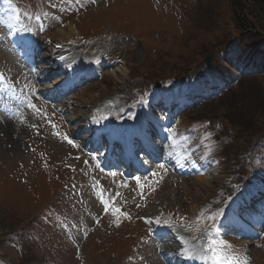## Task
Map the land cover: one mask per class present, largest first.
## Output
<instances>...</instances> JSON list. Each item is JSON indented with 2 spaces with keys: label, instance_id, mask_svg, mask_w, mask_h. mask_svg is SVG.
I'll return each instance as SVG.
<instances>
[{
  "label": "rangeland",
  "instance_id": "1",
  "mask_svg": "<svg viewBox=\"0 0 264 264\" xmlns=\"http://www.w3.org/2000/svg\"><path fill=\"white\" fill-rule=\"evenodd\" d=\"M68 2L71 6L65 0H59L58 6L54 5L56 0H28V9L41 13L47 22L48 30L44 37H40L45 48L49 43L54 45L65 41L70 44L82 41L84 37L93 40L85 46L69 45L73 52L104 61L103 77L64 101L65 105L72 104L69 114L76 118L78 113L86 110L85 103L95 99H118L126 103L127 95L133 93V85H138L141 90L152 78L182 74L185 67H195L194 71L203 69L207 56L212 58L210 65L216 68V51L236 35L230 0ZM71 7L76 13L73 14ZM70 27L76 29L80 37L73 35ZM111 32L116 34L108 36ZM104 36L107 37L101 38ZM53 48L49 47L50 50ZM12 58L7 39L0 31V62L10 75L17 77ZM219 61L229 72L224 66L226 60L219 58ZM127 63H136V69L128 67ZM137 76L139 81H134L132 77ZM236 76L237 72L231 70L225 84L220 81L218 85L232 83L234 86ZM245 80H240L225 97L206 104L203 110L192 115L197 121L218 122L224 129L221 134L231 138L223 149L219 146L213 148L224 159L222 165L210 166L208 176L199 175L196 180L174 176L159 180L157 175H152L163 187L155 197L157 200L153 199L144 212L166 216L169 211H177L182 217H195L204 213L206 208L216 206L219 192L227 185L226 176L232 173V155L239 153L240 145L247 148L250 140L263 136L264 77ZM200 91L201 84H198L196 92ZM49 110L46 108L44 113L49 114ZM140 113L142 111L136 112L135 116L140 118ZM155 113L162 115L164 112ZM173 116L178 123L177 114L173 113ZM51 120L63 124L66 129L65 123L56 116L52 115ZM189 120L188 116L182 124ZM49 122L42 115L33 116L24 127L15 121L11 124L7 119L0 120V263L83 264L82 261L86 260L88 264H122L123 257L131 252L135 262L127 264H163L155 253L158 246L138 222V212L133 211L141 209L143 203L140 202L141 192L138 197L131 183L112 178L116 190L125 189V196L132 193L129 199L134 197L133 202L137 203L132 202L131 206L127 204L130 200L124 197L126 207L114 217V222L92 224L100 213L98 203L93 206L95 193L101 189L99 175L111 176L100 174L91 166L88 157L56 137ZM172 126H166V129L173 132ZM153 141L160 143L156 138ZM253 144L254 141L249 148ZM156 172L162 175L164 170L157 167ZM106 183L101 185L107 188L109 183ZM111 222L112 227L107 226ZM257 222L264 223V220ZM8 236L15 238L8 239ZM80 237L77 248L84 254L82 260L74 258L69 245L76 244ZM258 239L257 246L246 240L237 241L242 247L240 250L250 254L252 264H264V237Z\"/></svg>",
  "mask_w": 264,
  "mask_h": 264
},
{
  "label": "trees",
  "instance_id": "2",
  "mask_svg": "<svg viewBox=\"0 0 264 264\" xmlns=\"http://www.w3.org/2000/svg\"><path fill=\"white\" fill-rule=\"evenodd\" d=\"M230 1L236 35L226 41L225 48L221 45L220 49H226L227 56L234 55L236 60L233 62L246 69L248 74L243 80L254 76L264 77V0ZM262 134L264 138V130Z\"/></svg>",
  "mask_w": 264,
  "mask_h": 264
},
{
  "label": "snow or ice",
  "instance_id": "3",
  "mask_svg": "<svg viewBox=\"0 0 264 264\" xmlns=\"http://www.w3.org/2000/svg\"><path fill=\"white\" fill-rule=\"evenodd\" d=\"M37 20H39V17H37ZM59 47V45L57 46ZM25 106L33 111L36 110V107L34 104H32L30 101L25 102ZM19 111V110H18ZM21 122H23V118H21ZM55 127L54 125H52ZM64 140L75 147L76 145L73 143L71 139H69L67 136L64 137ZM161 167H163L161 165ZM153 176L156 175V173H152ZM137 184L140 182V178L137 177ZM109 204L105 203V213L109 211ZM120 210L117 208L114 210L113 214L119 213ZM219 214V213H218ZM210 219H215L214 217H211ZM151 222V221H149ZM156 223H160L159 220L155 221ZM118 226V225H117ZM186 243V242H185ZM229 246L224 243V241L216 242L211 237H209L206 244H204L202 247H193L190 249H186L185 255L186 258L192 259L198 256H202L204 259H211L214 264H233V262L236 260V257L234 255H230L226 252V249Z\"/></svg>",
  "mask_w": 264,
  "mask_h": 264
},
{
  "label": "bare ground",
  "instance_id": "4",
  "mask_svg": "<svg viewBox=\"0 0 264 264\" xmlns=\"http://www.w3.org/2000/svg\"><path fill=\"white\" fill-rule=\"evenodd\" d=\"M72 26V25H71ZM72 27H74V26H72ZM72 27H70L69 28V30L70 31H72L74 34L73 35H75L76 37H80L79 36V33L77 32V30L76 29H73ZM75 28V27H74ZM71 35V34H70ZM64 40H66V39H64ZM63 42H65V41H63ZM65 53H67V51H62V52H57L56 53V55L57 56H60V55H64ZM74 59H76V57H74ZM88 59H90V58H85V60H88ZM86 64V62H81L80 63V65H82V66H84ZM46 67H44V66H41L40 67V69H45ZM97 67H95L94 69H96ZM47 70L49 71V69L47 68ZM116 71H117V69H116ZM118 72V71H117ZM111 73H112V75H114V71L112 70L111 71ZM99 100H97V99H95L94 101H93V103L95 104V106H98L99 105V103L100 102H98ZM89 117H91V115H89ZM68 121L70 120V119H67ZM98 177V176H97ZM110 178V177H109ZM105 182V181H104ZM101 183H103V182H101ZM105 184V183H104ZM106 184H108V182L106 183ZM108 186V185H107ZM91 191V190H90ZM130 200V199H129Z\"/></svg>",
  "mask_w": 264,
  "mask_h": 264
},
{
  "label": "water",
  "instance_id": "5",
  "mask_svg": "<svg viewBox=\"0 0 264 264\" xmlns=\"http://www.w3.org/2000/svg\"><path fill=\"white\" fill-rule=\"evenodd\" d=\"M211 62V59H210V57H208L207 59H206V64H209Z\"/></svg>",
  "mask_w": 264,
  "mask_h": 264
}]
</instances>
